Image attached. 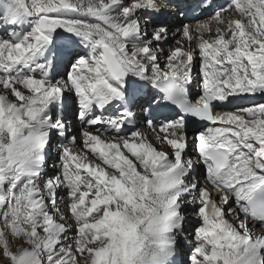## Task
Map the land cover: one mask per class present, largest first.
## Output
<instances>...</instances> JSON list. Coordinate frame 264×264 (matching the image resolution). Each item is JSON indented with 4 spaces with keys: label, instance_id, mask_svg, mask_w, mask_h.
I'll return each mask as SVG.
<instances>
[{
    "label": "snow or ice",
    "instance_id": "obj_1",
    "mask_svg": "<svg viewBox=\"0 0 264 264\" xmlns=\"http://www.w3.org/2000/svg\"><path fill=\"white\" fill-rule=\"evenodd\" d=\"M256 97L264 0H0V264H264Z\"/></svg>",
    "mask_w": 264,
    "mask_h": 264
},
{
    "label": "bare ground",
    "instance_id": "obj_2",
    "mask_svg": "<svg viewBox=\"0 0 264 264\" xmlns=\"http://www.w3.org/2000/svg\"><path fill=\"white\" fill-rule=\"evenodd\" d=\"M195 89H197L195 86L193 87V91H195ZM253 101L251 99H246L245 101H243V104L245 106L249 105L250 103H252ZM255 102H264V97H256L255 98Z\"/></svg>",
    "mask_w": 264,
    "mask_h": 264
}]
</instances>
